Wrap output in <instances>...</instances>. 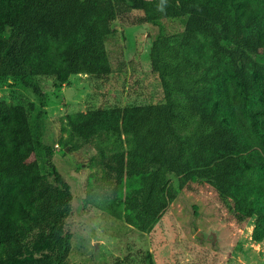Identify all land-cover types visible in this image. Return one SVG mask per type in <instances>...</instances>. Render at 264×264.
<instances>
[{
	"label": "trees",
	"instance_id": "trees-1",
	"mask_svg": "<svg viewBox=\"0 0 264 264\" xmlns=\"http://www.w3.org/2000/svg\"><path fill=\"white\" fill-rule=\"evenodd\" d=\"M161 2L0 0V80L12 77L43 105L45 93L61 88L71 74L110 76L103 40L115 19L180 20L182 30L156 36L149 48L161 98L114 105L108 95L122 87L112 78L93 107L66 116L61 144L72 151L104 135L112 152L102 159L84 203L138 230L197 180L215 189L237 221L253 217L252 237L260 241L264 0H165L163 11ZM7 29L15 36L9 55L17 58L18 72L5 66ZM33 109L29 100H0V264H86L69 260L71 237L63 224L71 213L70 187L51 161V173L43 174L34 158L42 150L51 159L52 148L43 142L41 124L31 122ZM78 250H85L80 239Z\"/></svg>",
	"mask_w": 264,
	"mask_h": 264
},
{
	"label": "rangeland",
	"instance_id": "rangeland-1",
	"mask_svg": "<svg viewBox=\"0 0 264 264\" xmlns=\"http://www.w3.org/2000/svg\"><path fill=\"white\" fill-rule=\"evenodd\" d=\"M182 29L180 20L165 17L156 23L143 24H134L131 14L115 19L112 32L103 40L110 76L99 78L85 73L71 74L61 88L45 93L43 105L30 88L21 87L12 81V77L0 80V100L11 103L29 100L34 103L31 122L41 124L43 142L52 148L51 159L42 150L35 152L40 172L51 173L48 166V161H51L70 187L71 213L63 224L71 237L70 262L264 264V238L256 241L252 237L254 218L237 221L227 203L209 184L188 181L160 217L150 219L143 230H138L127 224L123 217L106 214L84 203L87 189L100 174L102 159L112 152L104 135L99 132L72 151L61 144L67 134L66 116L93 107L98 102L100 91L112 78L122 87L108 95L114 105L159 100L160 84L149 64L150 44L158 35ZM10 35L7 29L5 37L9 40L10 50L4 60L9 65L5 66L18 72L17 58L9 55L15 39ZM66 89L71 90L69 99L65 97ZM168 177L177 186V177L172 174ZM125 192L123 184L122 198ZM211 234L214 235L213 242L206 238ZM79 239L85 246L82 254L78 250Z\"/></svg>",
	"mask_w": 264,
	"mask_h": 264
},
{
	"label": "water",
	"instance_id": "water-1",
	"mask_svg": "<svg viewBox=\"0 0 264 264\" xmlns=\"http://www.w3.org/2000/svg\"><path fill=\"white\" fill-rule=\"evenodd\" d=\"M70 95H71V90H70V89H66V91H65V97H66L67 99H69V98H70ZM206 238L210 239V240L213 242V240H214V235L211 234V235L207 236Z\"/></svg>",
	"mask_w": 264,
	"mask_h": 264
},
{
	"label": "clouds",
	"instance_id": "clouds-1",
	"mask_svg": "<svg viewBox=\"0 0 264 264\" xmlns=\"http://www.w3.org/2000/svg\"><path fill=\"white\" fill-rule=\"evenodd\" d=\"M165 2V0H162L161 4L157 5L158 10L163 11V3Z\"/></svg>",
	"mask_w": 264,
	"mask_h": 264
}]
</instances>
